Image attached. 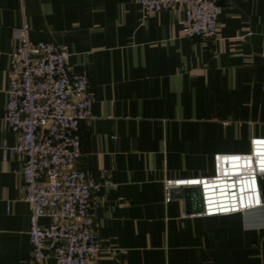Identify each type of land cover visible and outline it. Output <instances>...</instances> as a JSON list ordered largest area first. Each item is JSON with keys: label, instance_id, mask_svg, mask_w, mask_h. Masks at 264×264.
<instances>
[{"label": "crops", "instance_id": "0c3cea01", "mask_svg": "<svg viewBox=\"0 0 264 264\" xmlns=\"http://www.w3.org/2000/svg\"><path fill=\"white\" fill-rule=\"evenodd\" d=\"M214 1L217 37L204 38L186 34L180 6L145 16L137 0H0V264H32L21 160L2 151L17 139L4 112L22 23L29 39L65 44L89 81L74 166L97 184L95 264H264V174L262 204L243 212H186L176 187L164 199L165 178L208 175L213 153L264 136V0Z\"/></svg>", "mask_w": 264, "mask_h": 264}, {"label": "built area", "instance_id": "2783aa9c", "mask_svg": "<svg viewBox=\"0 0 264 264\" xmlns=\"http://www.w3.org/2000/svg\"><path fill=\"white\" fill-rule=\"evenodd\" d=\"M145 16L180 6L186 34L215 38L220 4L214 0H137ZM24 23L14 27L9 51V82L4 124L17 133L3 145V156L21 160L22 199L29 207L28 239L32 264H95L100 239L91 229L97 184L89 170L74 166L80 154L78 122L90 116L92 94L85 74L70 71L63 43L32 40ZM248 150L215 152L212 172L163 181L164 199L179 186H195L198 215L243 212L262 204L264 136L251 135ZM106 181V180H105ZM48 217L46 225L38 223Z\"/></svg>", "mask_w": 264, "mask_h": 264}, {"label": "water", "instance_id": "95a60500", "mask_svg": "<svg viewBox=\"0 0 264 264\" xmlns=\"http://www.w3.org/2000/svg\"><path fill=\"white\" fill-rule=\"evenodd\" d=\"M176 188L179 195L183 198L184 210L186 212L200 209L198 191L195 186H179Z\"/></svg>", "mask_w": 264, "mask_h": 264}]
</instances>
